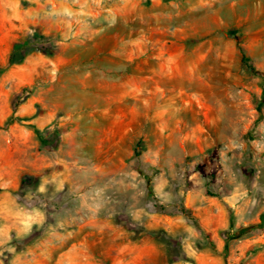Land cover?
I'll return each mask as SVG.
<instances>
[{"label":"rangeland","instance_id":"rangeland-1","mask_svg":"<svg viewBox=\"0 0 264 264\" xmlns=\"http://www.w3.org/2000/svg\"><path fill=\"white\" fill-rule=\"evenodd\" d=\"M262 214L264 0H0V264H264Z\"/></svg>","mask_w":264,"mask_h":264},{"label":"trees","instance_id":"trees-1","mask_svg":"<svg viewBox=\"0 0 264 264\" xmlns=\"http://www.w3.org/2000/svg\"><path fill=\"white\" fill-rule=\"evenodd\" d=\"M243 62H244L246 65H249V64H248V60H247L246 57H243ZM249 67H250V69H253V68H251L250 65H249ZM263 224H264V214H262V216H261V222H260V224L258 225V227H259V228H263Z\"/></svg>","mask_w":264,"mask_h":264}]
</instances>
